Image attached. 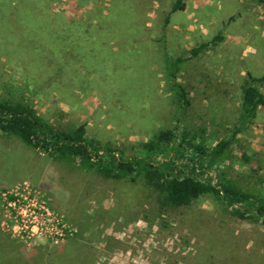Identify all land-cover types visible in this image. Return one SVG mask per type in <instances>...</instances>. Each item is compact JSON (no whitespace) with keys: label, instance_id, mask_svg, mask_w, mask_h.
<instances>
[{"label":"rangeland","instance_id":"rangeland-1","mask_svg":"<svg viewBox=\"0 0 264 264\" xmlns=\"http://www.w3.org/2000/svg\"><path fill=\"white\" fill-rule=\"evenodd\" d=\"M175 1L0 0V98L31 103L58 128L84 126L103 145L143 155L144 143L176 115L165 58H188L206 44L185 62L180 81L191 100L187 128L203 127L215 144L239 120L249 75L264 76V5L185 0L172 11ZM34 22L47 23L46 33ZM73 23L91 35H70L80 47L58 51L62 36L47 34L48 26ZM91 43L100 58L84 63L107 66L106 76L84 67ZM54 50L60 67L71 65L68 75L47 73ZM258 86L264 93V81ZM232 155L227 167L264 196L263 106ZM0 264H264V225L233 216L214 197L160 210L141 182L104 179L0 136Z\"/></svg>","mask_w":264,"mask_h":264},{"label":"trees","instance_id":"trees-1","mask_svg":"<svg viewBox=\"0 0 264 264\" xmlns=\"http://www.w3.org/2000/svg\"><path fill=\"white\" fill-rule=\"evenodd\" d=\"M256 1L264 5V0ZM184 3L185 0H176L172 11L183 9ZM34 23L41 27L42 34L46 33L47 23ZM74 25L48 26L47 34L62 36V46L58 51L70 46L80 47L75 42H69L72 41L67 39L70 35L81 33L77 38L91 35L84 28L78 29ZM76 28L78 32L72 33ZM91 45L86 56H79L83 63V58L94 61L100 58V47L94 43ZM205 47L206 44H203L193 49L190 57L197 56ZM58 51L49 52L52 66L47 67V73L54 74L55 70H60L61 74L68 75L71 65L60 67V58L55 57ZM190 57H167L164 60L167 88L176 115L170 127L159 129L144 143L143 155L128 156L123 150L103 145L88 137L84 126L70 130L58 128L47 122L31 103L9 98H0V136L15 139L56 162L96 173L104 179L141 182L160 210L188 208L200 198L214 197L223 201L233 216L243 220H261L264 225V196L257 192L256 187L245 184V175L237 176L238 173L227 167L233 159L232 148L237 136L256 117L258 109L264 107V93L258 86L264 81V76L255 78L249 75L241 89L237 124L229 135L211 144L206 141L203 127L193 131L185 124L191 100L187 86L180 81V74ZM109 63H112L111 58ZM84 67L87 72L94 71L101 76L110 72L107 66L99 70L94 63H84ZM208 173H213L215 177L206 179Z\"/></svg>","mask_w":264,"mask_h":264}]
</instances>
